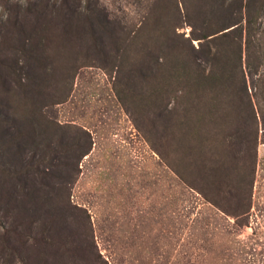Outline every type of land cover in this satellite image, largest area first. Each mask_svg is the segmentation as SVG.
Listing matches in <instances>:
<instances>
[{
  "label": "rangeland",
  "instance_id": "1",
  "mask_svg": "<svg viewBox=\"0 0 264 264\" xmlns=\"http://www.w3.org/2000/svg\"><path fill=\"white\" fill-rule=\"evenodd\" d=\"M141 1L94 0L133 32ZM186 1L179 55L204 64L195 36L227 25L222 67L241 46L229 84L226 69L198 88L179 60L196 127L170 122L177 99L148 101L134 57L121 70L92 38L49 42L32 9L0 0V264H264V0Z\"/></svg>",
  "mask_w": 264,
  "mask_h": 264
},
{
  "label": "trees",
  "instance_id": "2",
  "mask_svg": "<svg viewBox=\"0 0 264 264\" xmlns=\"http://www.w3.org/2000/svg\"><path fill=\"white\" fill-rule=\"evenodd\" d=\"M3 1L5 2V7L9 3H12L19 10L25 7H28L27 10L32 9L37 24L36 30H38V33L43 34L49 42L61 41L64 38L62 41L68 40L69 43H73L76 39H80L85 43L89 38H92L100 46L102 52L114 54V57H103L104 59L112 58L113 62H118V64L120 62L119 67L121 70L127 65V62L129 63L130 58L134 57L135 65H140L142 69L140 71L142 75H139L140 77L136 79L138 81L134 83H137V87L142 85L143 82H149L152 85V88H148L146 93H144L149 98L148 101L153 100L154 97H160L164 101H169L171 98L177 99V107L166 108V116L168 118L173 117L178 112V114H181L179 117L184 118L187 126L196 127L192 123L193 119L200 114V108L197 106L190 107L188 104L183 105L180 100L184 95H178V92L172 86L176 75L180 73L179 60L186 59V57L179 55L180 53L184 54L185 51L179 50L177 44L178 38L184 37L177 32V29L179 28L178 23L181 21L180 5L184 4L185 8H187L186 0H145V3H150L152 8L144 16L142 25L136 32H133L128 27L121 26L105 10H102L94 0H35L34 3L28 0L26 6L21 5L19 1ZM142 3L143 1L138 0L137 4L141 5ZM201 3L207 5V3L210 4V1L201 0ZM2 4L1 2L0 6ZM191 4L193 5V3ZM165 5L167 7L168 5H172L176 8V14L173 18H171V15L165 16L161 12V9ZM228 27L227 25L220 30L214 31H210L206 27L205 30L209 31L195 36L199 40H204L201 42L198 50L193 48L202 54L204 64H197L195 59H193L194 64H192L186 59L187 62L192 64V69H188V64H184V67L180 68H182V71L185 68L187 69L185 75L193 77L198 88H200L199 85L204 81L218 86L219 81L225 78L221 70L228 69V74L225 78L228 84L231 81L237 80V76H230V69L235 70L239 64L237 56H239L241 46L237 42L234 43L238 48L233 52L236 55L232 54L234 57L229 56L227 58L230 67L227 66L226 62L224 63L226 66L222 67V58L220 56L224 54V51L222 53L216 46L218 40L223 37H231L234 33V29H232L222 33L221 37H218L217 34L227 30ZM207 68H209L208 72ZM262 82L264 83V77ZM228 86L231 87L227 85L228 91L234 89V86L231 89ZM200 90L201 95L206 94L208 97L209 109L204 113V116H207L210 115L209 111L213 102L219 97V90H216L214 87ZM185 94V99H191L186 92ZM227 106L229 105L227 104ZM225 111L226 116H229L228 110ZM9 115L7 113L3 121L0 118V123L2 121L5 124H9V120L11 119ZM169 119L171 122L172 118ZM214 157H218V155L216 154Z\"/></svg>",
  "mask_w": 264,
  "mask_h": 264
}]
</instances>
